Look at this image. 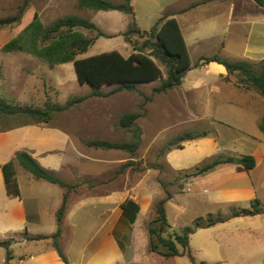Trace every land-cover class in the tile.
<instances>
[{
	"label": "crops",
	"instance_id": "crops-1",
	"mask_svg": "<svg viewBox=\"0 0 264 264\" xmlns=\"http://www.w3.org/2000/svg\"><path fill=\"white\" fill-rule=\"evenodd\" d=\"M131 6L142 32H150L161 19H176L190 58V68L181 84L168 91L170 115L188 116L190 121L171 122L160 130L163 139L154 138L150 145L170 142L185 133L198 137L167 151L159 160L161 165L148 169L144 181L137 186L122 189L119 175L116 179L114 173L106 176L110 168L120 167V154L115 150L89 152L87 146L90 141L120 144L115 129L87 130L90 119L82 120V129H74L71 125L75 124L68 122L12 123L2 116L0 242L14 241L9 261L8 250L0 247V264H66L52 243L65 190L37 179L20 166L15 160L20 152L29 154L65 184L86 185L71 193L63 217L59 241L68 264H191L187 255L164 258L149 250L148 222L166 192L171 195L165 210L172 232L181 233L199 219L205 224L216 214L223 216L220 222L190 236L189 249L196 264H264V211L248 215L252 212L248 204L258 200V193L256 182L247 183L255 171L264 172V131L260 129L264 97L253 88L238 85L237 74H230L222 63L203 61L217 57L259 68L264 61V7L256 0H132ZM93 11L96 14L88 21L105 37H94L84 58L114 51L128 58L135 53L124 38L131 16L119 11ZM6 33L0 30V102L13 101L22 108L41 109L39 103L42 98L46 100V93L41 81H35L34 73L55 79L58 64L42 61L33 53L35 48L30 51L23 46L17 50L21 59H7L5 46L10 42H2ZM67 64H62L63 70L71 78L67 72H72V66ZM96 111L103 115L110 110ZM150 111L148 116L154 109ZM96 121L101 128L109 119ZM203 122L207 123V131H201ZM68 147L75 160L66 153ZM241 156L254 157V169L248 171L242 165L225 163L202 175H187L215 159ZM12 160L18 196L8 194L2 170ZM169 174L177 178L171 184L163 182ZM128 202L133 207L124 211L122 206ZM199 213L203 217L199 218ZM37 237L48 239H30Z\"/></svg>",
	"mask_w": 264,
	"mask_h": 264
},
{
	"label": "trees",
	"instance_id": "trees-1",
	"mask_svg": "<svg viewBox=\"0 0 264 264\" xmlns=\"http://www.w3.org/2000/svg\"><path fill=\"white\" fill-rule=\"evenodd\" d=\"M131 1L132 0H128V4L126 5H115L108 0H79L80 8L95 11H119L130 15L132 17V21L128 30L124 34V38L127 42L132 35H137L139 37H143L145 35H155L156 42H146L144 43V47L141 49L134 46L133 49L135 53L128 58H125L119 52L114 51L89 58L77 59L79 55L85 54L88 51L94 42V38H87L75 31V29L83 28L90 31H96V38L105 37V35L99 31L93 23L80 17H64L54 22L49 28L44 30V28L38 23L37 15H35L34 21L25 29V31H29L33 28V26L35 27V25H37V31H44L45 38H49L50 35H57V40L55 39L49 46L44 48V50H38L36 53L41 58L55 65L74 62L78 80L82 85L87 84L92 88L98 89L104 85L116 84L119 91H134L136 89V85L139 83H151L161 79L162 85L155 91H169L181 84V80L185 72L190 68L188 49L181 35L178 23L174 18L166 21L161 19L150 32H142L137 27L136 21L133 18ZM256 2L260 6L264 7V0H256ZM26 4L27 3L25 1L19 10L20 14L18 18L15 20H6L0 24H10L21 19L25 11ZM20 40L21 36L15 38L7 46H5V50H22L23 47L20 45ZM145 49H151L152 51L146 53L144 52ZM157 60L167 67L166 79L162 78L163 74ZM203 61H217L222 63L230 74H237L238 85L243 86L246 89L253 88L264 97V61L259 65V73H255L253 67L244 62H226L219 60L217 57L206 58ZM94 94L98 95V93ZM83 100L84 98H80L77 102H81ZM77 102H68L64 106H61L59 110H69L73 104H76ZM0 112L12 115L27 114L38 122H48V120L51 119L52 111L48 108H45V110L10 108L0 102ZM46 115L47 117H44ZM137 117V114H126L120 120V125L124 128L130 129L132 132L135 139L134 142L126 144H112L102 141H90L87 142V146L95 149L126 150L134 155L139 146L141 135L140 129L134 125V121ZM260 129L264 131V118L260 124ZM197 137V135L185 133L175 139L173 143L168 144L167 146L169 147L167 148V151L171 150L173 148H171V146H174V144L178 143V148H181V143L183 141L195 139ZM15 160L20 164V166L34 175L37 179L57 184L65 190L63 204L57 212L58 231L54 236H52V243L58 250L63 261L68 264L67 259L60 250L58 241L62 234V222L67 209L69 195L76 186L67 185L57 177L47 172L26 152L18 153ZM15 160L6 163L2 167V170L8 194L18 196L20 192L15 177ZM225 163L242 165L248 171L254 169L256 166V160L252 156H241L239 158L227 157L215 159L209 163L200 165L187 175H202ZM170 197L171 195L166 192V198L157 202L154 206V214L148 222L149 250L150 252L156 253L164 258L187 255L191 264H196L189 249L190 236L196 230L210 227L215 223L220 222L221 219L213 220L209 218L205 224H203L200 220H197L192 227L184 229L181 233L172 232L165 210V203ZM253 203H257V200ZM129 207H133L132 202L124 204L122 209L126 211ZM255 213L259 212H249L248 215H253ZM30 239L43 240L48 238L37 237ZM13 241L14 240H6L0 242V247L8 250V261L11 260V253L9 250Z\"/></svg>",
	"mask_w": 264,
	"mask_h": 264
},
{
	"label": "rangeland",
	"instance_id": "rangeland-1",
	"mask_svg": "<svg viewBox=\"0 0 264 264\" xmlns=\"http://www.w3.org/2000/svg\"><path fill=\"white\" fill-rule=\"evenodd\" d=\"M26 1V8L23 13L21 19L14 21L10 24H0V30H6L7 35L6 39H2V42H11L15 38H17V33L21 36L20 45L23 46L26 50H30L35 48L33 53L42 61L45 59L41 58L36 51L44 50L47 46H49L55 39L57 40V35H50L49 38H45L44 31H37V28L33 26V28L29 31H25V29L34 21L35 15H37L38 23L45 29L49 28L54 22L68 16H76L86 20H92L95 16V12L91 9H85L79 7V0H0V23L5 22L6 20H15L19 17V10L23 6ZM115 5H126L128 4V0H108ZM132 19V17H131ZM13 31L17 32L13 33ZM75 31L79 32L83 36L87 38L93 39L97 36L96 31H90L83 28L75 29ZM18 36V37H19ZM154 43L155 35H145L143 37H139L137 35H132L129 38L128 46L133 51V47L136 46L138 49L144 47V43L146 42ZM31 51V50H30ZM151 49H145L144 52L149 53ZM29 51H25L27 53ZM87 54H82L77 57V59H81L86 57ZM4 56L9 60H18L21 59V52L17 50L7 51L4 53ZM160 68L163 71V74L167 75V67L157 60ZM55 65V64H53ZM72 66L71 71L67 72L71 73V78L68 77L67 74L64 73V65L58 64L56 69V77H47L43 74L39 75L34 73L35 81H41V87L44 88L46 93V100H40L41 109L48 108L51 112V119L48 122H44L47 124L54 123H73L71 125L74 129H82V120L90 119L86 123L89 125L87 130L99 131L100 129H115V137L116 141L120 144L132 143L135 141L132 132L130 129L124 128L120 125L121 118L126 114H137V118L134 121V125L140 129V142L139 146L134 155H132L129 151L126 150H115L120 154L121 164L118 168L117 166L114 169L110 168V173L106 174L107 177H111L112 173H114V177L116 179L117 175H119V180L121 184V188H134L141 181H144L146 176V171L148 169L159 167V160L161 157L166 154L167 146L170 143L174 142V139L170 142H164V144H158L157 146H151L150 142L154 138L163 139L162 133L160 130L171 122H175L179 119L184 120V122H189L188 116L182 115L180 118L176 116H171L170 111L168 109V91L166 92H156L155 90L160 88L162 85V81L159 80L155 83L151 84H137L136 89L134 91L121 90L119 91L117 85H104L100 88H92L89 85L80 84L76 71L74 68V62H70L69 64ZM255 73L260 72V68L254 69ZM176 88V87H175ZM175 88L170 89L169 91L174 90ZM94 93H98L95 95ZM80 98H84L83 101L77 102ZM68 102H77L73 104V106L69 110L60 111L59 108L64 106ZM7 107L10 108H22L18 104L13 101H8L6 103L1 102ZM109 109L110 111L105 112V114H96V110ZM153 111V115L148 116V110ZM150 111V112H151ZM8 117L13 122H18V120L24 121H36L34 118L30 117L27 114H0V118ZM44 117H47L44 116ZM236 118H240V116H234ZM107 118L109 121L106 122V126L103 125L101 128L98 126L99 123L96 121L97 119ZM14 120V121H13ZM16 120V121H15ZM19 123V122H18ZM40 123V122H39ZM251 124V123H249ZM247 125L249 131L252 129ZM207 123H201V131H207ZM177 139V138H176ZM178 147V143L172 145L171 148ZM85 148V147H83ZM81 149V147L79 148ZM93 150H105L111 151L107 149H95L89 147V152ZM66 153L68 154L70 159H76L75 154H73L71 148H67ZM74 159V160H75ZM113 171V172H112ZM110 174V175H109ZM185 176H182V179ZM175 175L169 174V177L163 178V182H174ZM180 178V177H179ZM248 185L250 183L256 182L257 187V203H253L255 201L248 204V208L252 211H258L262 213L264 211V172L259 170L255 171L250 177H248ZM79 183V182H78ZM73 184H76L74 182ZM84 187L80 185L76 186L71 192H79L83 190ZM69 195V197H70ZM190 198L192 195H188ZM204 214V213H203ZM202 214H198L199 218L203 217ZM222 215V214H221ZM216 214L215 216L210 217L211 219H220L223 216ZM205 218V217H204ZM206 219V218H205ZM208 219V218H207ZM206 219V220H207ZM203 222V219H199ZM60 245V241H58ZM257 261V260H256ZM259 264H262L259 262Z\"/></svg>",
	"mask_w": 264,
	"mask_h": 264
},
{
	"label": "built area",
	"instance_id": "built-area-1",
	"mask_svg": "<svg viewBox=\"0 0 264 264\" xmlns=\"http://www.w3.org/2000/svg\"><path fill=\"white\" fill-rule=\"evenodd\" d=\"M187 190H189V189H187Z\"/></svg>",
	"mask_w": 264,
	"mask_h": 264
}]
</instances>
